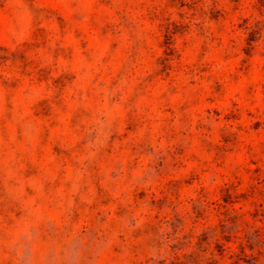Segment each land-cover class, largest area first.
Masks as SVG:
<instances>
[{
	"label": "rangeland",
	"instance_id": "374dc122",
	"mask_svg": "<svg viewBox=\"0 0 264 264\" xmlns=\"http://www.w3.org/2000/svg\"><path fill=\"white\" fill-rule=\"evenodd\" d=\"M0 264H264V0H0Z\"/></svg>",
	"mask_w": 264,
	"mask_h": 264
}]
</instances>
